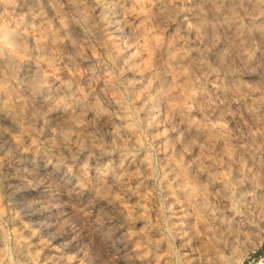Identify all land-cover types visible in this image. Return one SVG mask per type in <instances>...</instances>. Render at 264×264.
I'll return each instance as SVG.
<instances>
[{"label":"clouds","instance_id":"clouds-1","mask_svg":"<svg viewBox=\"0 0 264 264\" xmlns=\"http://www.w3.org/2000/svg\"><path fill=\"white\" fill-rule=\"evenodd\" d=\"M264 0H0V264H264Z\"/></svg>","mask_w":264,"mask_h":264},{"label":"rangeland","instance_id":"rangeland-1","mask_svg":"<svg viewBox=\"0 0 264 264\" xmlns=\"http://www.w3.org/2000/svg\"><path fill=\"white\" fill-rule=\"evenodd\" d=\"M261 255H264V249H261L260 252L256 253V256H261Z\"/></svg>","mask_w":264,"mask_h":264}]
</instances>
